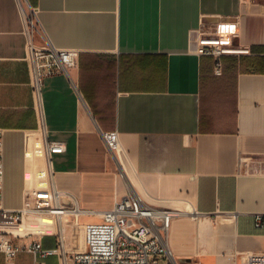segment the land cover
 <instances>
[{"label": "crops", "instance_id": "obj_1", "mask_svg": "<svg viewBox=\"0 0 264 264\" xmlns=\"http://www.w3.org/2000/svg\"><path fill=\"white\" fill-rule=\"evenodd\" d=\"M32 8L37 45L45 34L79 51L38 94ZM222 21L240 51L216 74L195 39ZM106 131L118 132L115 152ZM0 140L6 208L45 189L86 211L27 215L5 226L15 243L82 250L84 226L135 193L178 213L167 243L179 264H247L243 253H264V0H0ZM53 141L65 150L50 153ZM58 253H0V264H59Z\"/></svg>", "mask_w": 264, "mask_h": 264}, {"label": "built area", "instance_id": "obj_2", "mask_svg": "<svg viewBox=\"0 0 264 264\" xmlns=\"http://www.w3.org/2000/svg\"><path fill=\"white\" fill-rule=\"evenodd\" d=\"M37 13L34 8L27 13L28 24V54L34 61L32 85L38 94L46 76L65 73L78 63L79 51L74 48H59L43 34V44L34 42ZM233 21H222L215 29L199 30L195 39L196 52L200 55L214 57L216 74L223 72V56L236 54L240 49L233 44L232 38L236 33ZM107 147L115 152L119 147L117 131L103 132ZM48 150L63 152L65 145L62 142L48 143ZM259 172H264V159L258 162ZM4 179L5 162L3 144L0 140V253L9 261L16 258L20 251H29L34 254L47 255L58 253L62 247L45 250L38 240L29 243H15L11 237V230L6 225H20L27 215H64L72 213L79 215L82 210L79 206L67 208L58 202L61 192L52 190L35 191L26 198L20 209H10L4 206ZM98 213V212H97ZM101 221L87 223L84 226L85 247L82 250L66 253L59 252V264H179L167 243V235L172 220L178 213L172 209L155 208L147 205L135 193H130L107 210L98 213ZM257 227H264V215H256ZM247 264H264V253H243Z\"/></svg>", "mask_w": 264, "mask_h": 264}]
</instances>
